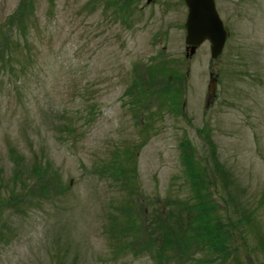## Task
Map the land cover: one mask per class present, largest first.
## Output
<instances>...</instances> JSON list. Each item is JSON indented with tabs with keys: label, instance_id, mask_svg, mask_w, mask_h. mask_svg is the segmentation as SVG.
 <instances>
[{
	"label": "rangeland",
	"instance_id": "rangeland-1",
	"mask_svg": "<svg viewBox=\"0 0 264 264\" xmlns=\"http://www.w3.org/2000/svg\"><path fill=\"white\" fill-rule=\"evenodd\" d=\"M22 1L0 0V25ZM29 1L16 70L0 62V264H156L150 223L184 201L183 229L193 220L184 154L239 254L208 264H264V0H216L230 32L219 59L209 41L187 56L185 0ZM136 80L161 92L137 105Z\"/></svg>",
	"mask_w": 264,
	"mask_h": 264
},
{
	"label": "trees",
	"instance_id": "trees-1",
	"mask_svg": "<svg viewBox=\"0 0 264 264\" xmlns=\"http://www.w3.org/2000/svg\"><path fill=\"white\" fill-rule=\"evenodd\" d=\"M30 4L31 2L29 0H23L15 12L8 16L6 23L0 25V62L2 63V65H0L2 69L6 68L5 65H9L13 71L16 70L15 64L12 63V61L17 59L16 52L18 47L23 45V42L28 40L29 27L25 24V19L28 14V9L33 7V5ZM21 22L22 27L20 28ZM18 29L20 30V33L16 36L15 32ZM154 72L155 70H151L149 75H153ZM152 86H146L143 82L136 80L131 88H129V94H134L137 97L136 99L138 100V105L142 99L152 100V98H155L154 93L161 92L159 90H151ZM135 90L137 94L134 93ZM163 90L167 95L171 93L170 88H164ZM189 146L190 145L185 142L180 144L179 148L187 150ZM183 157L191 174L193 175V187L197 191V202L193 206L194 210L188 211V213H190V217L193 216V220L189 218L186 228L183 229L184 224H181L183 220L180 213H183L188 209L186 201L183 202L178 211H174L177 213L169 212L168 215L161 214L160 216L163 218L157 216L156 220L150 223L151 227L148 228L147 232V240L151 244L153 258L156 264H169L173 258L166 255V253L169 247H175L178 250V255L187 260V257H189L187 255L189 248H191L192 245H196L199 249L200 255L192 256L190 264H208L212 260L216 261L219 259L222 261V259L235 253L230 247H228L229 238L233 236L232 230L229 229V226L224 229L226 226H224L222 219H217L216 214L214 215L218 206L216 205V202L209 197L208 193H210V190L208 192V185H206L204 175L197 170L195 161L193 163L194 155L188 154L187 156L184 154ZM41 169V166H39L36 170L39 172L37 174L38 179L43 181L44 179L40 176H44L46 178L47 175L41 174ZM112 169V173H114V168L112 167ZM117 171L118 175L124 177L123 179H126L125 182L128 183V177L131 175V170L118 169ZM16 177L17 176H15V179ZM44 186L51 190L52 182L47 181ZM19 197L20 194H17L13 199L16 198L15 200L17 201ZM7 201V205H10L11 202H13L10 199ZM134 216L136 217V215ZM115 219H118V217H114L113 220L116 224H113L111 230L113 232H117V236L123 238L125 234L124 231H126L125 226L121 227V224ZM139 220V225L135 224L133 219L130 220L131 227H137V230L133 231L135 233H141L145 229L143 221L140 218ZM177 225L180 226L177 227ZM188 227L190 228L188 229ZM127 230L131 231V228ZM201 245H203V248ZM129 246L134 254H137V252L142 251L144 248L150 249L145 242L138 243L136 241H130Z\"/></svg>",
	"mask_w": 264,
	"mask_h": 264
},
{
	"label": "water",
	"instance_id": "water-1",
	"mask_svg": "<svg viewBox=\"0 0 264 264\" xmlns=\"http://www.w3.org/2000/svg\"><path fill=\"white\" fill-rule=\"evenodd\" d=\"M186 4L187 55L194 54L199 46L209 41L212 58L218 59L224 52L230 32L220 15L216 0H186ZM210 87L216 93V79L212 78Z\"/></svg>",
	"mask_w": 264,
	"mask_h": 264
},
{
	"label": "flooded vegetation",
	"instance_id": "flooded-vegetation-1",
	"mask_svg": "<svg viewBox=\"0 0 264 264\" xmlns=\"http://www.w3.org/2000/svg\"><path fill=\"white\" fill-rule=\"evenodd\" d=\"M151 1H153V0H147L148 3H150Z\"/></svg>",
	"mask_w": 264,
	"mask_h": 264
},
{
	"label": "bare ground",
	"instance_id": "bare-ground-1",
	"mask_svg": "<svg viewBox=\"0 0 264 264\" xmlns=\"http://www.w3.org/2000/svg\"><path fill=\"white\" fill-rule=\"evenodd\" d=\"M218 8V7H217ZM224 21V20H223ZM236 253V252H235ZM236 255L238 256L239 254H238V252L236 253Z\"/></svg>",
	"mask_w": 264,
	"mask_h": 264
}]
</instances>
